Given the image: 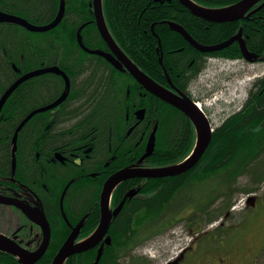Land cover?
<instances>
[{
  "label": "flooded vegetation",
  "instance_id": "obj_1",
  "mask_svg": "<svg viewBox=\"0 0 264 264\" xmlns=\"http://www.w3.org/2000/svg\"><path fill=\"white\" fill-rule=\"evenodd\" d=\"M86 1L85 9L81 4L76 5L75 0H63L64 14L61 21L71 23L76 21L75 16L79 18L77 30L83 26L80 35L84 48L77 40L75 45H58L57 38L48 39L58 37V31L45 37L17 24L0 22V75L6 79L5 89L29 73L55 67L67 77L55 72L29 77L8 97L3 107L5 113H1L0 117V126L7 128L6 135L0 136V144L5 143L7 146V152L0 153V233L29 251L38 249L43 232L15 202L42 212L50 228V243L46 252L52 246L56 254L72 232H76L74 243L77 244L97 228L101 219L103 187L112 176L124 169L137 170V173L143 169L172 166L187 157L188 154L181 158L183 155L175 153L176 147L168 148V152L162 149L169 143L165 138L163 119L170 121L171 117L180 116L185 120L186 136L183 132L184 139L178 142L181 144L179 147L188 143L194 145L197 140L194 125L183 112L146 91L125 69L97 29L92 0ZM165 1L177 2L189 12L179 0L158 2ZM191 1L205 9L228 6H210L201 0ZM49 3L52 7L42 14L33 5L24 4V9L12 0H0V12L23 18L35 26L45 25L57 16L61 0H49ZM102 10L106 22L104 0ZM248 13L250 15L246 14L234 22L248 20L253 12ZM197 19L199 22L192 19L196 23L191 27L193 34L189 35L199 43V32L208 28L210 22ZM40 21L43 23L39 24ZM161 24L159 31L176 32L171 28L173 25L186 31L174 20H163ZM150 29L154 31L153 26ZM44 40L47 43L45 48ZM185 42L183 53L190 59L189 64L179 68L170 66L169 62H163L159 47L157 51L162 59H159L161 69L158 78L147 75L165 90L197 106L202 98L199 86L197 91L193 89V82L215 57ZM85 48L106 53L107 57H113V62L99 54L89 53ZM67 83L65 99L48 108L64 93ZM108 84L112 88L109 104L106 103L109 99L98 93L102 86L109 87ZM81 96L85 97L84 105L77 102ZM96 104L108 105L100 120H94V112L88 116H76L83 109L92 111ZM251 107L243 105L234 113L217 114L218 121L211 118L213 113L210 111L205 110L204 113L214 133L233 115H241ZM43 108L48 109L34 113L24 123L18 132L13 153L17 127L31 113ZM152 135L153 152L143 158ZM204 165V161L198 160L191 169L181 174L165 177L132 176L117 184L108 199L111 215L120 203L123 204L117 214L111 216L107 233L94 248L75 253L66 262L91 264L100 246H103L98 264L105 263L107 259L110 264H141L145 253L142 249L148 241L182 226L189 240L165 264L263 262L264 257L258 258L262 250L255 253L253 239L245 240V248L240 249L228 244L222 237L230 230L226 228L225 222L232 213L230 209H235V190L247 189V194L254 196L255 205V201H264V189L258 198L259 190H253L258 185L252 187L251 176L236 170H219L199 180V175L205 176L209 172ZM245 176L248 177V183L238 186V178ZM81 191L91 194L84 207L76 203V195ZM221 207H224V211L219 213ZM120 220L126 225L124 231L119 229ZM162 224L167 227L160 230L158 226ZM107 239L110 240L109 245L106 244Z\"/></svg>",
  "mask_w": 264,
  "mask_h": 264
},
{
  "label": "trees",
  "instance_id": "obj_2",
  "mask_svg": "<svg viewBox=\"0 0 264 264\" xmlns=\"http://www.w3.org/2000/svg\"><path fill=\"white\" fill-rule=\"evenodd\" d=\"M12 1L22 5L24 9V4L28 6L33 5L36 10L40 13L42 12V14L52 7L49 0ZM75 1L76 5L81 4L82 8L85 7L86 9V0ZM201 1L210 6H221L230 5L238 0ZM104 12L107 26L115 41L137 66L149 76L158 78V71L160 72L161 69L159 64L160 54L157 51L159 47H161L160 51L163 53V62H169L170 66L173 65L179 68L190 63V59L186 58L187 54L183 53L186 47V42L183 37L170 30H158L163 20H174L179 22L180 25L186 29L187 33L193 34L191 27L196 22H199V19L194 18L187 10L183 9L179 3H168L166 1L154 2L153 0H104ZM252 12L248 20L208 24V28L205 30L202 29L201 32H199V44L215 45L227 40L241 30V38L247 50L254 53L256 62H264V0L256 6ZM74 18L76 21L71 23L61 22L58 28L56 27L49 32L41 33V35L46 37L49 33L58 31L56 33L58 37L50 36L51 38L48 37V39L57 38L58 45H67V43H73V45H75L79 18L76 16ZM191 18L196 22H192ZM151 26L154 28L153 32L150 29ZM54 41L57 42L55 39ZM43 45L44 48L47 47L46 40H44ZM209 54L220 59H242L241 50L237 42H234L219 52ZM6 86L7 82L5 81L4 83V76L0 75V92H2ZM100 89L98 93L101 97L105 96L106 99L111 98L112 88L110 85L109 87L104 85V87L102 86ZM83 98L85 97H78L77 102H81L84 105L85 102H83ZM110 102L111 99L106 103L109 104ZM249 105L252 107L247 109L245 113L242 112L244 115H233L221 128L216 129L213 133L211 143L199 161H204V168L208 169L209 172L205 176L199 175V180L219 170H236L238 173L251 174L254 179L253 183L264 181V175L260 172L262 165H264V75L252 83L250 91L248 92V97L244 103L246 107ZM107 106L96 104L92 107L93 110L90 108L92 111L86 112V110L83 109L77 112L76 116H88L90 113L92 114V112H94V120H98V118L101 119L103 117V112L106 110ZM95 109L98 110L94 111ZM4 113L5 109L3 108L2 114L4 115ZM166 120H162V126L163 129L165 127V138L168 139L169 143L165 144L166 146H163L162 149L168 152V150H170L168 148L176 147L174 149L177 150L175 153H180L183 155L181 158H184L193 146L191 143H188L187 145L179 147L181 144H178L180 139H184V134L186 136L187 126L185 120L180 116L171 117L170 121ZM253 123H259L261 125H255ZM6 129L0 126V136L6 135ZM6 147L5 143L3 145L0 144V153L7 152L5 149ZM200 167L201 166H199V168ZM238 173H236V175ZM241 192L247 193L248 190L242 189ZM90 196V192H79L76 195L77 205L79 207H84ZM200 211L199 209V212ZM158 227L162 230L165 229L167 225L162 224ZM125 228V223L121 221L119 226L120 231H124ZM55 252L56 250L51 246L36 264H51ZM92 258H90V260ZM108 260L109 259L103 264H110ZM143 262L147 263L146 260L140 261L141 264ZM0 264L19 263L13 256L0 252ZM65 264H68V262ZM262 264H264V262Z\"/></svg>",
  "mask_w": 264,
  "mask_h": 264
},
{
  "label": "water",
  "instance_id": "obj_3",
  "mask_svg": "<svg viewBox=\"0 0 264 264\" xmlns=\"http://www.w3.org/2000/svg\"><path fill=\"white\" fill-rule=\"evenodd\" d=\"M155 1H161V0H155ZM170 1V0H168ZM261 0H239L238 2L223 7L219 9H205L203 7H199L197 4H195L191 0H179V2L184 5L189 12L197 17V18H203L209 22L212 23H224V22H234L241 18H243L246 14L247 16L250 15L248 11L257 5ZM92 5L94 9V15H95V22L97 29L102 37V39L106 42V44L109 46V48L113 51V53L117 56V58L120 60V62L124 65L125 69L130 73V75L143 87L146 91L151 93L152 95L156 96L157 98L163 100L164 102H167L171 106L177 108L181 112H183L193 123L195 132H196V143L194 146V149L192 150L190 156L185 159L183 162L169 166V167H161L157 169H143L140 172H137V170L131 171L129 169H124L114 176H112L104 185L103 191L101 194V219L97 226V228L94 230V232L87 237L85 240L75 244L74 241L76 239V232H72L69 237L65 240V242L62 244V246L59 248L58 252L54 256L51 264H64L65 261L73 254L79 253L82 251H86L89 249L94 248L104 237V235L107 233L110 225L111 216H115L119 209L122 207L123 203H120L118 207L114 210L113 214L111 215L109 208H108V199L109 195L112 191V189L122 182L123 180L132 177V176H141V177H165V176H173L177 174L184 173L188 169L192 168L198 160L202 157L204 152L206 151L207 147L209 146L212 138V129L211 124L209 123V120L207 119L206 115L198 110L191 102L185 100L184 98H180L171 92L165 90L163 87H161L158 83H156L153 79H151L149 76H147L143 71H141L129 57L118 47V45L113 40L105 19L103 15L102 10V0H92ZM64 14V4L63 0H61V5L59 12L57 16L54 18L53 21L46 25L42 26H35L30 24L28 21H26L23 18L16 17L13 15H8L3 12H0V22L1 23H13L18 24L25 29L32 31V32H46L53 28H55L62 20ZM83 26L80 27L77 31V41L81 47H83L81 35L80 32L82 30ZM174 31L178 32L189 44H191L193 47H195L200 52H208L212 53L215 51H220L229 45H231L233 42L237 41L239 43L242 56L245 60L251 62L255 58L254 53H250L243 40H241V30L238 32V34L230 37L226 41L216 44V45H201L197 43L194 39L191 38V36L182 28L177 25H173L171 27ZM157 36V35H156ZM84 48V47H83ZM89 53L92 54H99L103 57H106L109 61L113 62V57L108 56L106 53H103L101 51H95V50H89L86 49ZM161 59V58H160ZM45 72H55L63 75L65 78V74L62 71H59L57 67L41 70L38 72L31 73L29 75H26L22 78H20L18 81H16L13 85H11L2 95L0 98V111L7 100V98L10 96V94L18 87V85L24 81L25 79L40 73ZM67 80V79H66ZM68 92V83L65 88L64 93L60 96V98L53 103L48 108L54 107L58 105L60 102H62ZM48 108H43L40 110H37L30 114L21 124L17 127L15 131V135L13 138V153L16 150V138L19 130L22 128L24 123L34 114L40 111L47 110ZM154 149V136L152 135L150 142L147 145L146 152L143 155V158L148 157L151 155ZM63 197V196H62ZM62 203V198H61ZM31 221L38 224L43 232V240L38 247V249L34 251H29L27 249L22 248L19 244H17L13 239H10L9 237H6L5 235L0 233V252L7 253L11 256H13L19 264H36L44 255L46 252L49 243H50V228L49 224L46 221L45 217L43 216L42 212L38 209H31L28 206H26L23 203H14ZM62 206V205H61ZM110 240H106V244H109ZM103 251V246H100L96 258L92 264H98L99 260L101 258Z\"/></svg>",
  "mask_w": 264,
  "mask_h": 264
},
{
  "label": "rangeland",
  "instance_id": "obj_4",
  "mask_svg": "<svg viewBox=\"0 0 264 264\" xmlns=\"http://www.w3.org/2000/svg\"><path fill=\"white\" fill-rule=\"evenodd\" d=\"M42 24L43 22H38ZM264 75V62L250 63L245 60L211 59L199 78L194 80L193 89L202 98L203 110L213 113L211 118L217 120V114H231L239 110L245 102L251 84ZM6 79H4L5 83ZM84 99V98H83ZM89 101V100H88ZM100 120V118H99ZM238 186L248 183V177L238 178ZM252 183V182H251ZM262 187V188H261ZM257 196L263 193L264 183H259ZM235 209L225 222L229 228L222 239L236 248L243 249L244 241L253 239L255 253L264 251V201H255V207L246 204L248 195L235 190ZM184 227L160 234L148 241L143 247L144 257L149 264H165L174 252L189 240ZM174 236V237H173ZM260 256V255H259ZM259 258V257H258Z\"/></svg>",
  "mask_w": 264,
  "mask_h": 264
},
{
  "label": "bare ground",
  "instance_id": "obj_5",
  "mask_svg": "<svg viewBox=\"0 0 264 264\" xmlns=\"http://www.w3.org/2000/svg\"><path fill=\"white\" fill-rule=\"evenodd\" d=\"M263 0H261V2H262ZM260 2V3H261ZM253 9H255V7H252L249 11L251 12ZM202 20H205V19H203V18H201ZM242 19V18H241ZM240 20V19H239ZM205 21H207V20H205ZM207 22H209V21H207ZM210 23H212V22H210ZM180 27V26H179ZM242 36V35H241ZM229 39V38H228ZM226 41V40H225ZM224 42V41H223ZM222 43V42H221ZM219 44V43H218ZM202 45V44H201ZM216 45V44H215ZM205 46H208V45H205ZM195 48V47H194ZM196 49V48H195ZM221 51V50H220ZM215 52H219V51H215ZM215 52H213V53H215ZM234 61H237V60H234ZM139 83V82H138ZM252 85V84H251ZM251 88V87H250ZM250 91V90H249ZM248 91V92H249ZM247 97H248V95H247ZM247 99V98H246ZM246 101V100H245ZM201 105L202 104H200V102H199V104H197V106H199V107H201ZM150 142V141H149Z\"/></svg>",
  "mask_w": 264,
  "mask_h": 264
}]
</instances>
